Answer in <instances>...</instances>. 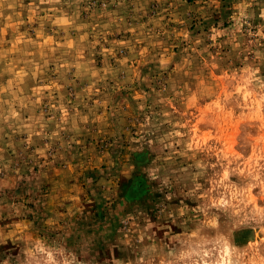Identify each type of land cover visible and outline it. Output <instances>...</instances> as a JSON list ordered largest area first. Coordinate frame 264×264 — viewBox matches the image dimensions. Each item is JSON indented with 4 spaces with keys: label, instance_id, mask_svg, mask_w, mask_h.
<instances>
[{
    "label": "rangeland",
    "instance_id": "374dc122",
    "mask_svg": "<svg viewBox=\"0 0 264 264\" xmlns=\"http://www.w3.org/2000/svg\"><path fill=\"white\" fill-rule=\"evenodd\" d=\"M0 264H264V0H0Z\"/></svg>",
    "mask_w": 264,
    "mask_h": 264
}]
</instances>
